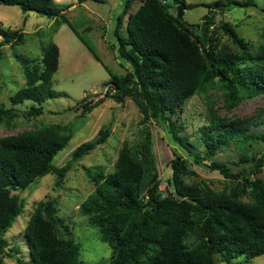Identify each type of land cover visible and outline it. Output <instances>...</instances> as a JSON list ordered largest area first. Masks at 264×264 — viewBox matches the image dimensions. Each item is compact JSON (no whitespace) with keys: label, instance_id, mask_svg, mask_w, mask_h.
<instances>
[{"label":"trees","instance_id":"1","mask_svg":"<svg viewBox=\"0 0 264 264\" xmlns=\"http://www.w3.org/2000/svg\"><path fill=\"white\" fill-rule=\"evenodd\" d=\"M88 1L93 0H77L78 4ZM134 1L127 2L115 29L118 58L126 64V74L115 76L107 69L111 79L104 84L105 98L122 105L127 99L133 100L146 120L166 124L189 158L221 173L232 189L216 191L187 183L186 178L194 174L191 160L175 152L172 177L163 191L151 133L147 132L139 143L125 144L114 172L106 174L98 169L92 175L89 171L95 191L80 206L81 213L99 230L101 241L113 252L109 262L98 264H217L218 260L250 264L264 256V181L252 179L253 171L233 174L224 163L205 162L231 143L243 150L264 145V130L253 129L264 125V119L257 125L240 119L231 123L211 119L199 138L204 150L196 152L197 143L181 135V113L192 97L216 84L223 89L229 109L244 97L264 95V48L258 54L250 53L249 45L224 24L243 51L218 49L212 29L220 12L257 7V0L207 3L210 11L203 25L190 24L179 14L174 15L168 0H140L141 7L133 13ZM0 4L17 6L26 14L35 12L60 25L65 23L87 46L66 16L71 6L61 7L54 0H0ZM0 38V59L4 46L24 44V35L19 31L0 28ZM17 58L24 67L26 84L11 97L12 106L31 102L27 114L36 117L44 113L46 101L67 96L53 89L52 78L60 67L56 43L44 48L40 62ZM103 100L86 103L82 117ZM15 117L13 107H0V124H11ZM72 135L71 128L52 125L0 138V256L13 257L14 249H10L5 234L24 209L18 193L28 191L50 173L63 184L72 170L71 163L62 168L53 163ZM110 135L111 127L102 131L95 142L81 145L72 162L107 142ZM246 154L243 157L248 159ZM57 204V200L37 203L24 231L30 259H18L20 264H87L81 259V246L63 238L69 226L58 217Z\"/></svg>","mask_w":264,"mask_h":264},{"label":"rangeland","instance_id":"2","mask_svg":"<svg viewBox=\"0 0 264 264\" xmlns=\"http://www.w3.org/2000/svg\"><path fill=\"white\" fill-rule=\"evenodd\" d=\"M59 6L70 7L66 16L87 46L65 23L60 25L53 19L35 12L25 14L17 6L0 4V28L19 31L24 35V44L17 47L6 45L2 48L0 59V107L14 108L16 117L11 124H0V138L38 131L52 125H59L73 130L72 139L54 159L58 168L71 163L72 170L63 184L56 174H47L28 191L18 193L23 199L24 209L5 234V239L14 249L13 257L0 256V264H20L18 259L29 261V249L24 236L29 219L42 200H57L58 217L69 226V233L62 235L81 246V259L87 264L109 262L113 252L110 246L101 241L100 232L90 224L89 218L80 211L81 204L95 191L90 180L100 169L109 174L115 171L119 153L125 144L139 143L147 132L151 133L154 152L158 157L161 189L166 191L172 177L171 162L175 152L184 159H190V168L194 174L186 182L216 191H230V181L219 172H212L185 153L173 138L166 124L146 120L135 102L127 99L125 104L105 98L104 84L111 79L107 69L115 76L126 74V64L118 58V38L115 35L118 17L124 11L129 0H93L78 4L77 0H54ZM217 0H168L172 13L178 15L182 8L184 20L190 24L203 25L209 15L207 3ZM183 2L187 6L179 3ZM257 7L234 9L220 12L214 19L212 29L215 32L218 49L225 48L232 52H242L233 37L223 28L231 26L245 43L250 53L258 54L264 48V0H257ZM140 0L134 1L131 12L141 7ZM122 35L126 36V22ZM60 25V26H59ZM1 40V38H0ZM51 42L60 49V67L53 76V89L56 93H66L50 99L43 104L44 113L40 116H28L31 102L12 106L11 97L26 84L24 67L17 57L38 62L43 59V50ZM95 55L100 59L98 60ZM103 102L89 114L82 117L86 103ZM221 119L226 123L235 120L247 121L257 125L264 119V95L253 98L244 97L233 109L226 103V95L219 84L192 97L181 113L183 131L190 140L197 143L194 151H203L200 134L202 128L211 119ZM175 119V117H174ZM111 127V135L104 144L96 145L78 162H72L75 151L85 143H93L100 138V133ZM254 131L264 130V125L254 126ZM247 150V151H246ZM247 152L248 159L244 153ZM264 145L256 144L248 149H241L235 143L220 151L211 161L226 164L233 174L249 172L252 179L264 181ZM259 166V167H257ZM244 200H248L246 197ZM240 261V260H239ZM235 261L233 264H237ZM217 264H226L218 260ZM250 264H264V256L257 257Z\"/></svg>","mask_w":264,"mask_h":264},{"label":"water","instance_id":"3","mask_svg":"<svg viewBox=\"0 0 264 264\" xmlns=\"http://www.w3.org/2000/svg\"><path fill=\"white\" fill-rule=\"evenodd\" d=\"M178 14H179L180 19H183V16H182V8L181 7H179Z\"/></svg>","mask_w":264,"mask_h":264},{"label":"crops","instance_id":"4","mask_svg":"<svg viewBox=\"0 0 264 264\" xmlns=\"http://www.w3.org/2000/svg\"><path fill=\"white\" fill-rule=\"evenodd\" d=\"M58 4H61V3H58ZM72 6L71 7H74L77 3H71ZM26 14V13H25ZM28 15V14H27ZM59 47V46H58Z\"/></svg>","mask_w":264,"mask_h":264}]
</instances>
